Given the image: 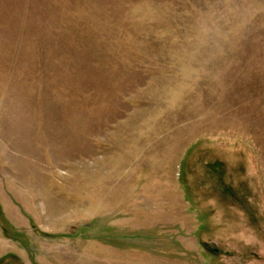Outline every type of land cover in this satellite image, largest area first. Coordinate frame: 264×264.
Segmentation results:
<instances>
[{
	"label": "rangeland",
	"instance_id": "374dc122",
	"mask_svg": "<svg viewBox=\"0 0 264 264\" xmlns=\"http://www.w3.org/2000/svg\"><path fill=\"white\" fill-rule=\"evenodd\" d=\"M0 264H264V0H0Z\"/></svg>",
	"mask_w": 264,
	"mask_h": 264
}]
</instances>
